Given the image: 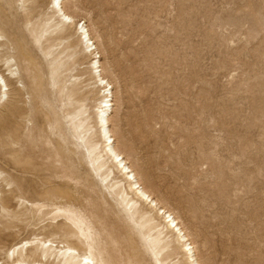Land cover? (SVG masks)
<instances>
[{
    "label": "rangeland",
    "instance_id": "rangeland-1",
    "mask_svg": "<svg viewBox=\"0 0 264 264\" xmlns=\"http://www.w3.org/2000/svg\"><path fill=\"white\" fill-rule=\"evenodd\" d=\"M51 1L0 0V73L10 88L0 106V263L63 264L56 254L69 247L97 264H157L134 234L123 235L122 252L115 247L124 209L111 200L104 211L76 182L109 195L76 131L85 120L97 140L103 95L78 47L83 23L114 86L116 146L179 218L201 264H264V0H64L75 25H61ZM66 46L74 57L60 67ZM38 141H52L55 161L76 175L52 185L82 205L44 200L49 169L39 179L21 173L18 150ZM175 263L183 264L177 250Z\"/></svg>",
    "mask_w": 264,
    "mask_h": 264
},
{
    "label": "bare ground",
    "instance_id": "bare-ground-1",
    "mask_svg": "<svg viewBox=\"0 0 264 264\" xmlns=\"http://www.w3.org/2000/svg\"><path fill=\"white\" fill-rule=\"evenodd\" d=\"M64 0H52L51 9L53 13L58 17L61 25H75V18L67 13ZM77 32L79 34L78 47L83 54L92 58L89 61L90 69L96 74V83L102 86L103 95L95 105V128L94 135L97 140L94 141L92 136H89L93 128L87 124L85 120L79 121L76 126V131L80 135L86 152H88V158L91 161L94 172L99 174L106 186L109 193L105 192L101 194L97 191H92V186H85L81 180L71 170H67L62 162H56L53 156L56 152L50 148L52 141H38L31 143L30 145L18 150L16 157L17 167L21 170L24 176H29L34 179L41 178L40 170L49 169V177L46 184V190L44 192V200L46 202H52L58 199H72L82 205L81 198L74 195L73 192L62 193L58 192L56 187L52 185V177L59 180L65 186L72 185L70 180L74 175L76 176L78 187L83 190H88L94 193L98 202L104 211H108L111 208L110 201L113 200L118 203L125 211L126 217L124 218L123 233L118 237L111 240L116 248H120L123 235L134 234V239L137 241L139 238L142 247L146 252L151 254L157 264H168V261L173 257V252L178 251L181 255L183 264H201L196 254V250L192 242H190V235L184 231L181 227V221L179 218L169 210H166L161 206L153 194L149 192L141 181L137 177V173L134 167L129 162V159L124 156L125 154L119 150L116 146V140L114 139L113 130L111 129V122L113 114L115 112L114 107V86L102 75L103 70H98L102 67L99 53H96L97 46L91 36L90 30L83 23H78ZM57 27V25L55 26ZM59 27V26H58ZM52 51V49L50 50ZM64 56L56 57V62L60 67H67L72 62L74 54L71 52V46H66L63 50ZM10 88L5 77L0 73V106L9 100ZM84 115L85 111H80L79 115ZM71 121L79 119V116H69ZM61 126L60 119L57 115L54 118V124L51 126L52 132L55 133ZM83 153V148L81 147ZM76 182L74 184H76ZM69 194V196H68ZM40 195L39 197H41ZM1 198V191H0ZM24 201L28 200L26 197H22ZM51 200H49V199ZM91 199L84 198V204ZM107 202V203H106ZM109 203V204H108ZM52 206V204H51ZM93 207V208H92ZM96 210V206L90 207ZM54 207H49L48 210H52ZM89 212H93L89 209ZM80 230L79 227H77ZM137 234V235H136ZM130 239L126 242L128 243ZM24 249L23 246H17L8 251L10 258L18 255ZM42 249L44 250V258L53 249L51 242L42 243ZM58 259H62L63 264H74L70 260H76V264H97L92 256L86 257L78 256L74 258L77 253L72 248L58 251L56 254ZM2 260V259H1ZM1 264V263H0ZM13 264H46L43 261L28 262L22 259H18ZM176 264V263H175Z\"/></svg>",
    "mask_w": 264,
    "mask_h": 264
}]
</instances>
